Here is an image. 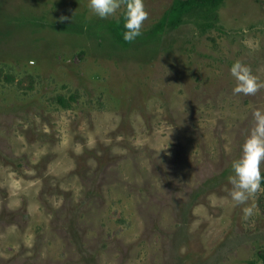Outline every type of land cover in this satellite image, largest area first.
<instances>
[{"label": "rangeland", "instance_id": "1", "mask_svg": "<svg viewBox=\"0 0 264 264\" xmlns=\"http://www.w3.org/2000/svg\"><path fill=\"white\" fill-rule=\"evenodd\" d=\"M174 1L123 48L88 0H0V264H262L264 182L249 218L224 198L264 109L230 73L264 82V0L153 35Z\"/></svg>", "mask_w": 264, "mask_h": 264}, {"label": "clouds", "instance_id": "2", "mask_svg": "<svg viewBox=\"0 0 264 264\" xmlns=\"http://www.w3.org/2000/svg\"><path fill=\"white\" fill-rule=\"evenodd\" d=\"M88 7L102 20H115L125 43L143 35L144 21L148 18L144 0H88ZM230 73L236 81L233 94L255 95L264 87V82L241 60L233 62ZM252 115L254 126L241 147V155L231 163V174L227 177L231 188L224 198L235 206H243L245 219L253 215L254 205L249 201L262 190L264 182V109L257 108Z\"/></svg>", "mask_w": 264, "mask_h": 264}, {"label": "trees", "instance_id": "3", "mask_svg": "<svg viewBox=\"0 0 264 264\" xmlns=\"http://www.w3.org/2000/svg\"><path fill=\"white\" fill-rule=\"evenodd\" d=\"M226 0H175L171 9L165 14L160 23L152 31L153 35L162 32L165 28L176 29L181 26L188 17H196L207 21L217 18V10ZM120 29L116 21L110 23V32L117 44L123 48H129L135 42L125 43L119 35ZM151 37V33L148 35ZM58 102L63 106L68 105V101L60 96ZM73 100V97H72ZM262 264H264V252L260 254Z\"/></svg>", "mask_w": 264, "mask_h": 264}]
</instances>
